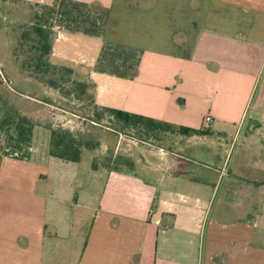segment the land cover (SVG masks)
<instances>
[{
  "label": "crops",
  "instance_id": "1",
  "mask_svg": "<svg viewBox=\"0 0 264 264\" xmlns=\"http://www.w3.org/2000/svg\"><path fill=\"white\" fill-rule=\"evenodd\" d=\"M18 1L54 10L50 57L96 106L201 133L82 173L43 129L0 162V264H264V0Z\"/></svg>",
  "mask_w": 264,
  "mask_h": 264
},
{
  "label": "rangeland",
  "instance_id": "2",
  "mask_svg": "<svg viewBox=\"0 0 264 264\" xmlns=\"http://www.w3.org/2000/svg\"><path fill=\"white\" fill-rule=\"evenodd\" d=\"M46 14L47 9L42 6L29 5L18 0H0V124L6 117L25 118L32 124L29 143L32 144V138L36 137L35 141L40 145L46 138V134L41 133L43 129L62 128L70 131L56 122L57 116L73 118L79 125L70 132L82 142H87L98 153L102 152L94 163L107 165L109 168L127 167L121 164L126 159L120 154L128 150V146H131L130 140L135 137L139 136L143 142L154 145L168 148L175 146L174 142L162 137L175 135L177 131L155 130L156 132L147 134L145 128H141L144 132H140L124 127L120 121L106 113L104 108L94 104L91 85L77 83L72 73L66 71L69 68L52 60L50 55L44 58L41 73L36 72L35 57L40 52L33 48L31 26L39 23L45 31L49 30ZM51 34L53 36V31ZM4 130L5 128L0 129V156L18 152L11 148L14 142L10 140V133ZM260 139L263 138L259 137L258 140ZM234 147L236 151L244 147L243 138L236 140ZM21 151L13 155L20 157L27 149ZM241 151L244 154L243 149ZM91 155L89 151L83 152L80 167L82 173L90 169ZM224 180L227 184V179ZM252 187L259 192V186ZM263 207V202L257 201V210L264 211Z\"/></svg>",
  "mask_w": 264,
  "mask_h": 264
},
{
  "label": "trees",
  "instance_id": "3",
  "mask_svg": "<svg viewBox=\"0 0 264 264\" xmlns=\"http://www.w3.org/2000/svg\"><path fill=\"white\" fill-rule=\"evenodd\" d=\"M47 9V17L46 21H49V30H44L43 26L39 23L33 24L31 27L32 34L34 36L33 40V48L39 51L40 53L38 56L35 57V70L38 73H41V66L44 63V58L51 54L53 36L51 34L53 28V16L54 10L50 7H45ZM48 23V22H47ZM31 64H29L30 66ZM68 73H72V70L66 69ZM53 83H51L52 85ZM106 113L110 116L114 117L118 121H120L124 127H129L140 132H144V128L146 129L145 133H154L156 131H177L181 134H191L197 133L200 134V131L188 130V129H176L173 126L168 124L154 121L149 118H145L142 116L128 114L122 111H117L113 109H104ZM6 133H10V140L14 142L11 145L13 150H17L18 152H12L8 154H3L0 156V162L2 157L9 156L17 153L22 152L21 149L29 148V140L31 139L32 135V124L29 123L25 118L21 117H6L2 120L0 124V129H4ZM143 128V129H141ZM156 130V131H155ZM137 141L143 142L144 140L141 139L139 136L135 137ZM31 141V140H30ZM94 148L90 146L87 142H82L81 139L77 138L73 135L70 131L57 128L51 129L48 141V154L51 157L66 161V162H73L78 163L81 159V155L83 150H93ZM27 152V151H26ZM26 152L20 157L24 156ZM123 165L131 168L132 164L129 160H122Z\"/></svg>",
  "mask_w": 264,
  "mask_h": 264
},
{
  "label": "built area",
  "instance_id": "4",
  "mask_svg": "<svg viewBox=\"0 0 264 264\" xmlns=\"http://www.w3.org/2000/svg\"><path fill=\"white\" fill-rule=\"evenodd\" d=\"M211 123H212V118L210 116H206L204 118V129H207Z\"/></svg>",
  "mask_w": 264,
  "mask_h": 264
}]
</instances>
